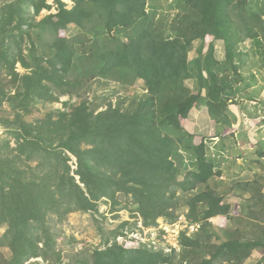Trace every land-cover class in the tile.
I'll use <instances>...</instances> for the list:
<instances>
[{
  "label": "trees",
  "instance_id": "obj_1",
  "mask_svg": "<svg viewBox=\"0 0 264 264\" xmlns=\"http://www.w3.org/2000/svg\"><path fill=\"white\" fill-rule=\"evenodd\" d=\"M72 1L67 8L53 0L55 12L38 21L35 16L52 7L47 0L0 1V112L9 104L0 116L7 134L0 138V249L9 255L0 254V264L38 257L47 264H243L254 248L264 249V235L251 238L236 229L232 239L212 242L210 218L229 217L214 182L219 160L183 122L204 98L213 137L225 149L228 103L241 90L235 83L245 78L239 68L248 60L237 47L246 38L264 43V0ZM217 39L224 42L222 59L214 55ZM195 41L196 56L189 59ZM261 58L264 66V51ZM94 79H141L146 95L125 109L108 103L94 112L82 100L26 119L37 103L82 96ZM260 186L234 181L230 188ZM102 200L117 214L126 208L139 214L148 226L159 217L173 221L186 207L200 227L190 235L181 231L170 251L148 243L131 247L115 237L135 223L114 215L117 225L102 231L104 248L72 247L65 263L46 220L95 213Z\"/></svg>",
  "mask_w": 264,
  "mask_h": 264
},
{
  "label": "rangeland",
  "instance_id": "obj_2",
  "mask_svg": "<svg viewBox=\"0 0 264 264\" xmlns=\"http://www.w3.org/2000/svg\"><path fill=\"white\" fill-rule=\"evenodd\" d=\"M1 1V0H0ZM64 3H66L67 8L72 7L73 1L72 0H62ZM171 2V0H168ZM48 4H51V9H42L38 15L35 16V20L38 21L41 19L44 15L48 13H54L55 8L53 5V0H47ZM173 7V6H172ZM166 11L171 13H175L177 10L170 7L166 9ZM72 27L69 29L70 32H72ZM211 40L210 36H207L206 44ZM198 42L195 41L193 48L188 52V58L193 59L196 56V48H197ZM207 46V45H206ZM205 46V48H206ZM204 48V51H205ZM214 55L217 59H222L224 56V42L223 40H215L214 41ZM237 50L244 54V56H247V62L244 66L240 67V73L245 78L236 82L235 85L239 86L241 90L234 94L233 100H230L228 103V113L229 117L231 119V125L226 128V132L228 134H232L230 137L227 138L228 142L225 143L226 146L231 147L227 153L224 151V154H220L218 148V144L220 145V142L218 141V138H215L213 140L206 139L207 143L210 145L208 153L212 154V156L218 158L216 160L220 161V169L222 172V180H220L221 183H231L234 184V180H236L237 177H234L232 173L234 172V167L238 165L235 161V158L238 154L242 155L243 163L247 166L250 162L249 159L252 157V154L254 155L253 145L259 140L258 138H264V66L262 64V58H261V52L264 51V43L262 45L255 44L254 41L250 38H246L243 41L239 42ZM238 65V63H237ZM240 65V64H239ZM18 70L23 71L19 67V64H17ZM186 84L191 88L195 89L194 81L187 80ZM193 89V90H194ZM84 94L80 97H77L76 95H73L72 97L70 95H62L59 97L58 101H54L51 103H37L35 106V109L31 114H29L26 119L29 121H32L37 118H42L49 110H56V109H65L68 110L71 108V105L73 104H79L82 100H86V102L89 105L90 109H95L94 112L103 110L106 108V105L108 103H111L113 106H118L121 109H125L128 107H131L134 102H136L138 99L143 98L146 95V89L144 86V82L141 79L136 80L135 82L131 81L128 84L119 82L117 80L113 79H94L90 80L89 83L84 85ZM248 95H252L251 99H247ZM202 105L204 104V98L200 99ZM66 102L68 105L63 106V103ZM199 103V104H201ZM240 103H246V105H243L242 109L239 110ZM9 110V104L7 102L4 103L2 110L0 112L1 115H7ZM206 115V114H205ZM10 118L12 117V114H9ZM198 119V118H197ZM257 121V122H256ZM239 122L244 123L245 122V130L247 134L253 135L251 137L250 142H248L245 138L242 139V136L236 133L237 126H239ZM214 125V124H213ZM183 126L185 129H191L193 123L192 121H188L187 119H184ZM215 126V125H214ZM215 129V127H214ZM255 133V136H254ZM227 134V135H228ZM7 134L4 131V128L0 124V138L6 136ZM212 137V136H211ZM250 138V137H248ZM247 138V139H248ZM244 144L243 145L242 141ZM213 142V143H211ZM225 142V141H224ZM251 148V150H250ZM225 154H227L229 157L228 159L225 157ZM182 155V154H181ZM223 156V157H222ZM183 157L185 158V162L188 163L189 159L187 155L184 153ZM221 157L223 158V161L221 160ZM256 157V155H255ZM175 161H177L174 158ZM260 161V160H259ZM263 161V162H262ZM261 163H258V166H253L255 169L261 171V177L264 178V160H262ZM74 162V157H72V160L70 163ZM223 162V163H222ZM222 163V164H221ZM235 163V164H234ZM34 165V163H31ZM74 167V166H73ZM252 168L248 166V172L250 173ZM253 176V174H248V177ZM239 179H241L242 175L238 174ZM247 177V176H245ZM218 179L219 178L218 176ZM218 179H215V183H218ZM218 186V185H217ZM263 186V185H262ZM250 189H244V192H249ZM122 204L125 205L126 198L121 196ZM241 202V201H239ZM243 203V202H242ZM249 203V202H248ZM251 203V202H250ZM249 203V204H250ZM263 203H259V205H256V203H251V206L254 207V210H250V214L257 213L259 211V208L262 206ZM256 205V206H255ZM251 209V208H250ZM249 210V209H248ZM178 216L173 221H166L165 218L159 217L157 220L159 221V225H162L164 223L163 221L167 222V226L171 223L175 222L179 219L180 216L187 217L186 213V207H181L178 210ZM134 213L132 211H128V209H123L118 212V214L114 211L110 210V204L106 200H102L99 202V207L97 212H72L69 213L63 220H56L55 218H50L49 220H46V227H50L51 234L53 233L55 238V250L61 249V254L65 258V263H67V256L66 254L71 250V248H74V251L78 249H84V248H92L94 247H103L102 238H103V232L104 230L113 229L115 225H117V219L114 217V215H117L119 218L118 222L122 221H128L129 223H132L133 225V231H129L127 236L119 237V243L122 245L127 246H134L136 243H133V234L139 232L137 235H142L143 237L141 240H146L147 236L154 235L151 232L148 227V225H145L143 223V219L139 214H137L135 217L131 216V214ZM244 213V211H243ZM239 214V213H238ZM212 222V221H211ZM165 224V223H164ZM142 225L144 227L140 228L139 226ZM4 227H0V235L4 231ZM143 229V230H142ZM126 230H124L125 232ZM103 233V234H102ZM248 234V233H247ZM119 235V234H118ZM116 238V237H115ZM5 254L6 256L9 255V251L7 248H1L0 254ZM33 262H26L25 264H47V262L43 261L42 258H34L31 259Z\"/></svg>",
  "mask_w": 264,
  "mask_h": 264
},
{
  "label": "crops",
  "instance_id": "obj_3",
  "mask_svg": "<svg viewBox=\"0 0 264 264\" xmlns=\"http://www.w3.org/2000/svg\"><path fill=\"white\" fill-rule=\"evenodd\" d=\"M201 105L202 103L195 104V106H193L190 109L188 117L186 119L188 121L191 120L193 123V126H192V130L191 129H187V130L194 135L195 141L197 140L199 141L201 138H203L206 144L209 145L206 141V139H208L207 137L210 136L209 139L211 140L218 138V137H213L214 125L211 122V119L209 117L205 104H203V106ZM243 105H246V103H240L239 110L242 109ZM244 125H245V122L244 123L239 122V126H237L236 133L242 136V139L245 138L248 142H250L251 137L253 135L246 133ZM225 133L227 132L224 131V134ZM230 136L231 135L228 134L224 138L223 140L224 144L225 143L227 144L228 142L227 138ZM254 136H255V133H254ZM258 139L259 140L252 146L254 150L253 152L254 155L252 154V157L249 159L250 162L248 163L249 164L248 166L252 168L251 172L250 173L248 172V166L243 163L242 155L238 154L235 158V161L238 165L234 167V172L232 173L234 177H237L236 180L234 181L251 182L255 180L257 182V186L261 185L258 190L251 189L247 193V192H244V189L230 188V185L231 186L233 185L231 183H228V182L221 183L220 180H222L223 177H221L222 172L220 169L221 168L220 161L218 162L216 169H219L220 175L218 176L221 179H218V176H216V178L218 179V183L216 182L215 186H216L217 191L220 193V195L223 196L224 203L229 205V211H228L229 217L226 215H216L210 218L209 221L210 222L212 221L211 224L215 232L214 235L212 236L213 243L219 244L222 241H226L227 239L229 240V238L232 239L235 236L234 233L232 232H234L236 229L240 230L239 233L241 234L249 233V237L251 238L252 237L257 238L260 232L262 236L264 235V178L261 177L262 176L261 171L255 169V167L258 166V163H261V161L264 160V156H260L258 153L259 150H264V138H258ZM217 142H220L219 138ZM241 142L243 145H248V144H244L243 140ZM230 148L231 147L226 146L225 149L222 150L221 148L220 149L218 148V150L220 154L223 155L224 151H226L225 153H227ZM222 157H221V160L223 161ZM225 157L228 159L229 156L225 154ZM216 159L218 158L216 157ZM238 174L244 177L239 179ZM248 174H253V176L251 175V177H248ZM248 202L249 203L254 202L256 203V205H259V203H263V204L259 208V211L257 213L250 214V210H254V207L251 206V203L249 204ZM240 220L241 222H239ZM259 263L264 264V249L262 247L254 248L252 252L250 253V255L247 258H245V260L243 261V264H259Z\"/></svg>",
  "mask_w": 264,
  "mask_h": 264
},
{
  "label": "built area",
  "instance_id": "obj_4",
  "mask_svg": "<svg viewBox=\"0 0 264 264\" xmlns=\"http://www.w3.org/2000/svg\"><path fill=\"white\" fill-rule=\"evenodd\" d=\"M164 223H162V225H159V221L157 220V224L156 225H152L150 227H148L149 229H151L149 233H153V231L155 232L154 235L149 234V236H147L146 240H141L140 237L142 238V235H139L138 237V233L133 234V243L136 245L132 246V247H136L139 246L142 243H148V245L150 247L152 246H157V248L161 247V249H164L165 251H170L172 247H176L177 248V241H178V235L181 231H185V233L187 235H190L191 233H194L195 231H197L200 227V223L199 222H192L189 220L188 217L185 216H180L178 220H176L175 222L171 223L170 225L167 226V222L163 221ZM140 228L144 227L142 225L139 226ZM142 229V230H143ZM134 230V229H133ZM131 230V232L133 231ZM129 231H125V236H127ZM124 235H117L116 236V240H119V237H124ZM119 242V241H118Z\"/></svg>",
  "mask_w": 264,
  "mask_h": 264
},
{
  "label": "clouds",
  "instance_id": "obj_5",
  "mask_svg": "<svg viewBox=\"0 0 264 264\" xmlns=\"http://www.w3.org/2000/svg\"><path fill=\"white\" fill-rule=\"evenodd\" d=\"M178 213V212H177ZM158 219V218H157ZM167 221V220H166ZM156 222H157V220H156ZM153 224H151L150 226H152Z\"/></svg>",
  "mask_w": 264,
  "mask_h": 264
}]
</instances>
